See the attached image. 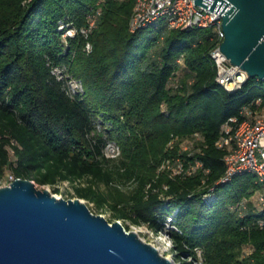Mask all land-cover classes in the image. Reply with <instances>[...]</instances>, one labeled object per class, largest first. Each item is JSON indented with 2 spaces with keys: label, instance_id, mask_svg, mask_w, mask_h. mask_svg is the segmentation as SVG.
Returning a JSON list of instances; mask_svg holds the SVG:
<instances>
[{
  "label": "trees",
  "instance_id": "16d2710c",
  "mask_svg": "<svg viewBox=\"0 0 264 264\" xmlns=\"http://www.w3.org/2000/svg\"><path fill=\"white\" fill-rule=\"evenodd\" d=\"M135 3L0 0V178L10 170L39 184L69 181L68 193L126 227L159 232L178 210L179 230L170 239L184 264H264L255 175L217 185L226 171V150L217 145L223 126L242 120V109L257 97L264 108V82L252 77L235 91L217 82L214 27L169 29L162 21L131 32ZM98 9L86 36L81 28ZM62 21L79 30L68 45ZM62 66L84 81V94H70L69 78L53 72ZM100 113L112 121L101 129ZM111 139L122 148L119 158L104 153ZM169 158H180L185 171L202 166L170 176L159 171ZM215 185V199L207 202L203 194Z\"/></svg>",
  "mask_w": 264,
  "mask_h": 264
},
{
  "label": "water",
  "instance_id": "95a60500",
  "mask_svg": "<svg viewBox=\"0 0 264 264\" xmlns=\"http://www.w3.org/2000/svg\"><path fill=\"white\" fill-rule=\"evenodd\" d=\"M220 3V4H219ZM223 18L222 52L264 82V0H195ZM0 264H176L128 231L121 221L96 213L86 199L64 198L33 179L0 187Z\"/></svg>",
  "mask_w": 264,
  "mask_h": 264
},
{
  "label": "built area",
  "instance_id": "2783aa9c",
  "mask_svg": "<svg viewBox=\"0 0 264 264\" xmlns=\"http://www.w3.org/2000/svg\"><path fill=\"white\" fill-rule=\"evenodd\" d=\"M208 1L212 2L213 0ZM224 5L216 13L217 9L212 11L209 8L199 6L195 4V0H136L130 20V30L131 32H138L146 27L157 25L162 21L167 23L169 29L188 30L214 27L217 36V45L211 51V57L215 60L218 69L216 79L227 90L235 91L241 89L247 82L248 74L240 66L234 65L221 50V44L225 39V31L223 30L222 14L220 15L219 13ZM100 14L101 9H98L89 15L88 25L81 28L83 34L88 36L94 27H96ZM60 29L64 31L65 43L67 45L68 39L75 37L79 32L75 25H71L65 21L61 22ZM85 49L88 53H91L93 51L92 43L88 42ZM179 62L183 64L184 59H179ZM66 70L67 67L62 66L55 68L53 72L58 75L59 79H62L65 75L69 78L68 90L70 94H84L86 90L83 82L71 78ZM261 104L262 98H255L252 104L246 105L242 109V120H239L237 117H232L223 126L222 134L217 141V145L226 150V171L224 176L217 182V185L228 183L239 175L254 174L257 183L260 185V189L257 191L258 202L259 205L264 207V108ZM99 117L98 128L101 129L103 125L107 124L104 117ZM195 137L200 138V134L196 133ZM104 153L106 157L116 159L122 155V148L116 140L111 139L108 140L104 148ZM175 163L177 165H174ZM200 166H202V162L198 161L195 165L191 164L189 169L185 171L184 162L180 158H176L175 161L169 158L164 161L159 171L170 170V176L181 172L192 174L195 168ZM57 183H64L67 186L70 185L69 181H59ZM57 183L52 184V186ZM217 185L211 187L209 192L203 194V198L207 202L215 199ZM57 196L63 197L61 195ZM170 199L167 198L166 200ZM86 201L89 202L88 200ZM239 206L243 207L245 205L242 203ZM177 211L168 217L165 228L162 231L155 232L149 228L155 234L166 236L171 249L173 243L170 239V232L173 229L179 230L173 223ZM118 220L124 223L122 219ZM199 252L201 253V250Z\"/></svg>",
  "mask_w": 264,
  "mask_h": 264
},
{
  "label": "rangeland",
  "instance_id": "374dc122",
  "mask_svg": "<svg viewBox=\"0 0 264 264\" xmlns=\"http://www.w3.org/2000/svg\"><path fill=\"white\" fill-rule=\"evenodd\" d=\"M66 71H67L68 75L71 76V78H73L74 80H79V81L81 80L84 84V87H85V83L82 79L77 78L76 76L71 74L68 68ZM85 90H86V87H85ZM99 116H101L102 118L104 117L102 113H100ZM105 121H106L107 125L112 122V121L109 122L108 120H105ZM182 138H184V139H182L183 148L184 149L190 148V144L192 142L191 137L188 136V137H182ZM14 178H15L14 173H12L10 170H7L6 173L4 174V176L2 178H0V187L5 186V185H9L12 182V180H14ZM38 187L41 189H50L54 194L61 195L64 198H76L75 195L68 193L70 190L74 191L73 187L70 185L67 186L64 183H57L56 185H53V186L49 185V184H39L38 183ZM56 188H60V191H57ZM72 196H74V197H72ZM252 200L254 201V203H257V201H256L257 200V193L255 195H253ZM89 205L91 206V208L94 211H99L98 214H104V216H106L107 218H109V219L111 218L112 214L110 211L103 210V209L97 210L96 205H94L93 203H89ZM110 220H114V219H110ZM127 225H128L127 226L128 231H137L140 234V236L143 238V240L156 245L163 254H165L168 257L171 256L175 260L176 264H184L182 260L177 261L175 259L174 252L170 248L171 246L169 245L168 238L166 236H164V235L162 236L160 234H155L148 227H146L144 225H135V224H131V223H127ZM250 250H251L250 247L246 248V252H249Z\"/></svg>",
  "mask_w": 264,
  "mask_h": 264
},
{
  "label": "bare ground",
  "instance_id": "6f19581e",
  "mask_svg": "<svg viewBox=\"0 0 264 264\" xmlns=\"http://www.w3.org/2000/svg\"><path fill=\"white\" fill-rule=\"evenodd\" d=\"M170 258H172L171 256H169Z\"/></svg>",
  "mask_w": 264,
  "mask_h": 264
}]
</instances>
